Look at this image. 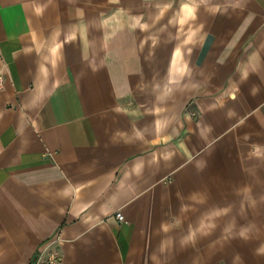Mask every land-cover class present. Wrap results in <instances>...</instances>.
<instances>
[{
    "label": "crops",
    "instance_id": "obj_1",
    "mask_svg": "<svg viewBox=\"0 0 264 264\" xmlns=\"http://www.w3.org/2000/svg\"><path fill=\"white\" fill-rule=\"evenodd\" d=\"M0 73V264H264V0H0Z\"/></svg>",
    "mask_w": 264,
    "mask_h": 264
},
{
    "label": "built area",
    "instance_id": "obj_2",
    "mask_svg": "<svg viewBox=\"0 0 264 264\" xmlns=\"http://www.w3.org/2000/svg\"><path fill=\"white\" fill-rule=\"evenodd\" d=\"M3 83H4V74L0 73V87L3 85ZM116 217L120 221L124 219V216L121 212H117ZM59 261H60V259H57V258H53L51 260L52 263H56V264L59 263Z\"/></svg>",
    "mask_w": 264,
    "mask_h": 264
}]
</instances>
